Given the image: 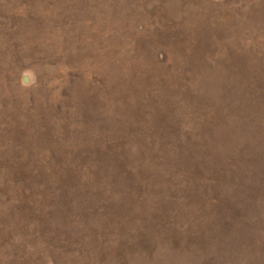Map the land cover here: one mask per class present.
Listing matches in <instances>:
<instances>
[{
	"label": "rangeland",
	"instance_id": "rangeland-1",
	"mask_svg": "<svg viewBox=\"0 0 264 264\" xmlns=\"http://www.w3.org/2000/svg\"><path fill=\"white\" fill-rule=\"evenodd\" d=\"M0 264H264V0H0Z\"/></svg>",
	"mask_w": 264,
	"mask_h": 264
}]
</instances>
